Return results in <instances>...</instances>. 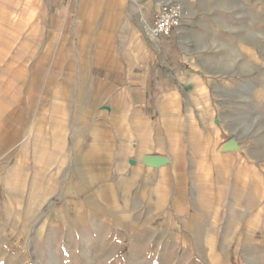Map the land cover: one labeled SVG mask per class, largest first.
I'll return each mask as SVG.
<instances>
[{"label":"rangeland","instance_id":"374dc122","mask_svg":"<svg viewBox=\"0 0 264 264\" xmlns=\"http://www.w3.org/2000/svg\"><path fill=\"white\" fill-rule=\"evenodd\" d=\"M102 1L71 0L77 30L60 46L27 3L16 45L5 27H22L0 10V264H264V0H174L188 73L163 128L106 120L116 95L96 92L90 67H125L127 24L154 42L141 8L172 2L126 0L134 15L118 16ZM148 128L158 151L117 135ZM50 216L59 226L43 228Z\"/></svg>","mask_w":264,"mask_h":264},{"label":"crops","instance_id":"0c3cea01","mask_svg":"<svg viewBox=\"0 0 264 264\" xmlns=\"http://www.w3.org/2000/svg\"><path fill=\"white\" fill-rule=\"evenodd\" d=\"M0 0L1 14L6 18H13L12 15L15 12L16 21L22 27V31H14L8 25L5 27L8 33L16 34L18 39L21 40L24 35L23 25L25 24L24 7L29 10V21L30 23L43 34V36L51 38L54 45L60 46L57 43L58 40L67 41L70 37V31L73 33L77 30V14L75 18L72 17L70 12L71 0ZM108 0H103L101 4H107ZM21 9H19L20 4ZM24 2V4H23ZM175 2V1H171ZM100 4V5H101ZM111 12L120 15L125 10L127 14L134 11L129 8L127 1L113 0L110 4H107ZM149 4H145L141 8V19L149 26L154 25L155 18L158 11L161 9V5H155L148 7ZM15 9V11H14ZM78 9V7H77ZM113 9V10H112ZM135 17V16H134ZM14 19V18H13ZM84 19V18H83ZM89 22V18H86ZM93 30L88 29L86 31V37H90ZM145 50L137 57L132 52H128L129 57L132 58L129 62H125V67L121 68H107L104 66H98L91 64V76L96 79V92L100 94H115L112 109L107 111L105 118L106 120H120L124 122L122 128L135 125L150 126L153 122L155 125L162 127L164 126V105L171 106L176 109L175 106L180 100V92L183 87V83L187 78V69L184 67V55L182 53V47L179 41L178 29H176L170 37L165 35H159L157 38L158 46L143 35ZM16 43V45L19 44ZM71 45L69 42H65L61 45L63 48H67ZM92 51H95L93 45L86 44ZM95 57V56H94ZM16 62L19 66H23L21 58L16 55ZM194 79L192 78L190 83ZM103 96V95H102ZM158 102V115L153 119L149 112L151 110L152 102ZM171 109V108H169ZM54 110V108H53ZM113 118V119H112ZM103 126H107V122H97ZM97 124V125H98ZM127 124V125H126ZM108 132V131H106ZM153 129H146V131L133 130V132L122 131L119 132L118 137L122 138L125 143L132 144L134 138L140 142L142 151H158L156 144L152 141L155 137ZM108 138H115L112 132L105 134ZM113 135V136H112ZM93 141L90 147H98L99 136L94 134L91 136ZM164 152V149H160ZM164 164V175L168 170V164L172 163V160ZM74 175H72L73 177ZM46 190L41 194V198L47 197ZM97 207V206H95ZM72 218V223L76 228L82 224V220L87 216L86 213L82 212L81 207H77ZM65 220V219H64ZM59 221H56L54 216H50L43 224V228L48 225L59 226ZM60 226H62L60 224ZM80 228H84L81 225ZM90 228H102L99 225Z\"/></svg>","mask_w":264,"mask_h":264},{"label":"built area","instance_id":"2783aa9c","mask_svg":"<svg viewBox=\"0 0 264 264\" xmlns=\"http://www.w3.org/2000/svg\"><path fill=\"white\" fill-rule=\"evenodd\" d=\"M183 8L178 2L162 6L158 11L150 34L154 37L165 35L170 37L182 24Z\"/></svg>","mask_w":264,"mask_h":264},{"label":"bare ground","instance_id":"6f19581e","mask_svg":"<svg viewBox=\"0 0 264 264\" xmlns=\"http://www.w3.org/2000/svg\"><path fill=\"white\" fill-rule=\"evenodd\" d=\"M174 0H169L168 2H171ZM83 4V3H82ZM84 5V4H83ZM80 9V8H79ZM81 12V11H80ZM81 18V17H80ZM82 19V18H81ZM80 20V19H79ZM80 26V25H79ZM85 26V25H84ZM128 29H127V38L125 41H123L120 49L123 52L128 53L129 51L134 52L137 50V47L142 46V41H143V37L140 34V31L138 30V27L136 25H133L131 23L127 24ZM143 28L148 32V34L150 35V31L148 30V25L147 24H142ZM82 27V26H81ZM80 28V27H79ZM142 28V29H143ZM121 29V27H120ZM78 32V31H77ZM83 32V31H82ZM121 32V31H120ZM124 32V31H123ZM126 33V31H125ZM78 34V33H76ZM96 34V33H95ZM123 34V33H122ZM82 36V35H81ZM78 37V36H77ZM85 37V36H84ZM95 37V36H94ZM126 37V36H125ZM153 39H155V43L156 46H158V42H157V37L152 36ZM151 38V39H152ZM81 39V38H80ZM103 40V39H102ZM79 41V40H78ZM101 41V40H100ZM105 43H108L110 45H112L113 41L110 40H105ZM100 44V42H99ZM103 44V43H102ZM109 46V45H108ZM110 47V46H109ZM112 48V47H111ZM94 61V60H93ZM226 148V147H225ZM227 149V148H226ZM166 164V163H165ZM55 257V256H54ZM54 263L55 264H59V262H57L56 258L54 259Z\"/></svg>","mask_w":264,"mask_h":264},{"label":"water","instance_id":"95a60500","mask_svg":"<svg viewBox=\"0 0 264 264\" xmlns=\"http://www.w3.org/2000/svg\"><path fill=\"white\" fill-rule=\"evenodd\" d=\"M226 148H228V147H226Z\"/></svg>","mask_w":264,"mask_h":264}]
</instances>
